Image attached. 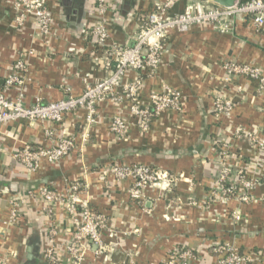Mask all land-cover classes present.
<instances>
[{
    "label": "crops",
    "instance_id": "crops-1",
    "mask_svg": "<svg viewBox=\"0 0 264 264\" xmlns=\"http://www.w3.org/2000/svg\"><path fill=\"white\" fill-rule=\"evenodd\" d=\"M45 1L51 18L46 34L31 18L22 26L14 23V0H0V93L10 100L22 98L24 105L78 96L85 85L104 78V50L131 45L145 15L163 0H107L103 18L109 36L102 48L96 47L93 34L100 18L95 0ZM188 3L197 5L195 0H178L167 13L182 12ZM17 58L25 61L26 73L18 87H8L5 79ZM225 61L256 66L264 75V24L255 27L236 19L227 32L210 24L170 30L153 74L129 70L124 75V81L141 79L137 91L142 106L163 85L182 98L179 111L164 109L145 131L125 98L97 104V118L88 126L85 141L83 109L64 114L58 124L1 123L0 260L51 264L46 258L51 247L55 264H73L65 249L74 230L69 215L59 202L52 203L48 213L39 197L44 186L66 196L73 181L80 184L77 196L105 219L104 248L88 241L81 264H162L178 248L193 251L192 264H221L212 251L220 244L240 252L264 251V150L246 136L264 128V86L248 76H230ZM216 95L231 102L229 113L214 110ZM114 115L127 123L123 139L109 129ZM45 131H51L53 140L69 135L75 148L55 163L40 158L30 172L13 155L25 145L48 147ZM112 163L164 170L173 181L166 190L146 187L135 200L128 194L130 179L116 183L106 173ZM221 164L230 169L229 180L237 189V170L246 178H258L247 201L208 199ZM15 197L21 199L19 217L7 223ZM252 264H264V258Z\"/></svg>",
    "mask_w": 264,
    "mask_h": 264
},
{
    "label": "built area",
    "instance_id": "built-area-1",
    "mask_svg": "<svg viewBox=\"0 0 264 264\" xmlns=\"http://www.w3.org/2000/svg\"><path fill=\"white\" fill-rule=\"evenodd\" d=\"M95 1L100 18L93 27V34L96 38V47L102 48L106 45L109 36L103 18L107 0ZM176 1L178 0L155 2L152 10L145 15L141 22L131 45L105 49L101 59L107 75L94 84L85 85L80 95H66L61 99L48 102H40L37 99L32 105H24L22 98L10 100L0 93V124L12 120L52 121L58 124L62 121L64 114L83 109L86 114V127L81 135L85 141L88 126L95 123L97 118L96 106L105 99L113 102H120L123 98L129 100L131 115L144 131L148 129L151 120L164 109L179 111L182 106V98L177 90L168 85H163L160 92L152 93L148 105H140L137 90L141 79L124 81L125 73L129 70L141 72L146 70L148 75L153 74L159 64L160 55L170 30L185 31L192 25L210 24L215 30L227 32L232 30L236 19L248 20L255 27L262 26L264 24V0H235L231 6H222L211 0H201L197 5L188 3L182 12L169 15L167 10ZM13 7L18 11V15L14 17V23L22 26L31 18L35 21L40 32L48 33L51 18L45 0H14ZM224 68L230 76H248L264 86V75L256 66L225 61ZM26 69L23 58L15 59L5 79V85L18 87ZM213 107L217 113H229L231 102L223 99L221 95H216ZM126 128L127 123L121 116L114 115L112 117L109 129L117 139L124 138ZM45 134L51 141L48 147L25 145L16 150L13 155L30 172L37 168L40 158H45L49 163H55L75 148L74 140L69 135L62 134L53 140L51 131H45ZM246 136L256 148L264 150V128L262 132L247 133ZM224 165H220L208 199L217 197L220 200H225L236 197L239 200L247 201L249 191L256 184L258 178L256 179V176L246 178L241 170H237L236 175L240 183V187L237 189L236 184L229 180L230 169ZM106 168V173L110 174L116 183L124 179L131 180L128 194L135 200L141 198L144 188L158 187L161 190H166L173 181L166 171L147 165L112 163ZM79 187V182L73 181L68 187L67 195L63 197L58 196L46 186L39 190V197L45 202L44 210L49 213L51 204L59 202L72 221L74 230L65 249L73 264H81L84 260L88 241L93 242L98 248H104L101 241V230L105 227V219L90 209L87 200L77 196ZM20 200L19 197H15L10 201L11 209L7 223L18 220ZM49 242L51 243L52 239H49ZM212 251L217 255L221 264H252L254 261L264 258V251L258 253L240 252L228 244L216 245ZM46 258L51 264H55L56 258L51 247L46 251ZM195 258L196 255L191 249L178 248L173 249L162 264H192ZM0 264H4V262L0 260Z\"/></svg>",
    "mask_w": 264,
    "mask_h": 264
},
{
    "label": "water",
    "instance_id": "water-1",
    "mask_svg": "<svg viewBox=\"0 0 264 264\" xmlns=\"http://www.w3.org/2000/svg\"><path fill=\"white\" fill-rule=\"evenodd\" d=\"M217 4H220L222 6H231L235 0H211ZM195 3H199V0H195Z\"/></svg>",
    "mask_w": 264,
    "mask_h": 264
},
{
    "label": "trees",
    "instance_id": "trees-1",
    "mask_svg": "<svg viewBox=\"0 0 264 264\" xmlns=\"http://www.w3.org/2000/svg\"><path fill=\"white\" fill-rule=\"evenodd\" d=\"M242 1H246V0H242Z\"/></svg>",
    "mask_w": 264,
    "mask_h": 264
}]
</instances>
